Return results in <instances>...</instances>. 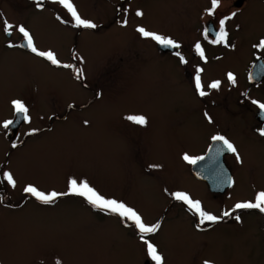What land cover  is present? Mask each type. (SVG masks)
Wrapping results in <instances>:
<instances>
[{
  "label": "rangeland",
  "instance_id": "obj_1",
  "mask_svg": "<svg viewBox=\"0 0 264 264\" xmlns=\"http://www.w3.org/2000/svg\"><path fill=\"white\" fill-rule=\"evenodd\" d=\"M48 1L57 2L51 7L58 12L64 8L58 0ZM30 2L36 1L0 0V129L16 112L13 100L21 101L28 115L18 131L16 147L10 149L5 128L0 133V173L8 171L16 181L15 187L4 178L0 181L2 192L15 204L0 205V264H29L33 260L45 264L55 258L63 264H81L83 259H93L92 255L98 256L101 264H132L129 260H110L112 218L94 216L86 199L75 194L43 204L23 191L27 185L45 193H65L69 180L86 181L105 198L146 214L162 209L161 202L176 189L189 191L211 210L226 209L241 201L254 202L255 194L264 191L261 142L255 145L250 139L229 135L237 149L226 157L234 183L225 198L214 201L191 174L189 160L184 159L185 155L196 159L207 139L199 132L198 119L190 116L189 91L175 82L174 70L158 69L157 64L152 67L150 61L142 63L146 67L122 69L130 64L128 59L136 58L137 46L116 53L127 58L119 63L117 55L109 53L115 40L110 28L102 26L95 35L91 29L84 28L83 32L81 26L63 27L50 19L48 10H37ZM69 2L82 19L92 22L96 18L92 0ZM95 3L105 21L108 1ZM256 8L244 9L242 19L257 16L264 20V3ZM138 11L142 15L134 13L133 25L145 23L155 32L164 28L178 33L180 21L170 29L160 23L168 16L164 7ZM64 14L60 12L62 17ZM239 20L244 34H248L253 21ZM68 21L75 23L71 14ZM5 22L12 25L14 37H6ZM21 26L38 51H51L59 63L68 59L69 50V55L81 63L85 81L101 89L100 97L94 99V91L81 87L70 71L52 67L45 57L21 49L17 41ZM77 31L84 34L78 37L79 47L73 53L70 45ZM7 42L15 45L7 47ZM131 71L124 85V75ZM131 115L144 116L146 124L126 119ZM254 211L259 210L246 209L241 221L226 225L224 233L211 238L208 247L216 251L214 258L229 264H264V240L257 233L262 218ZM171 257L180 255L172 253Z\"/></svg>",
  "mask_w": 264,
  "mask_h": 264
},
{
  "label": "flooded vegetation",
  "instance_id": "obj_2",
  "mask_svg": "<svg viewBox=\"0 0 264 264\" xmlns=\"http://www.w3.org/2000/svg\"><path fill=\"white\" fill-rule=\"evenodd\" d=\"M35 1L30 2L31 7L34 8L35 6L37 10H48L50 19L55 24L75 28V23H69L68 21L70 12L66 8H62L58 12L51 7V3L57 2L45 0L46 5H44L42 0ZM40 1H42L43 6L38 8L37 3ZM95 1L92 0V8L96 10L97 15L92 23L97 27L87 29H91V32L95 35L100 32L102 26L106 29L110 28L111 33L113 31L115 40L110 45L109 53L113 55H117L116 53L123 54L128 51V48L137 46L134 49L138 53L135 56L136 58L132 61L128 59L127 62L130 64L122 69L146 67L147 65L142 63L150 61L152 67L157 64L158 69H173V75L177 78L175 82L185 86L189 91L191 97L190 116L192 115L194 119H198L199 132L207 139L204 151L194 159L195 161L206 153L213 141L212 137L217 135L225 137L232 144L229 135L235 138L250 139L255 145L260 141L259 149L264 150V136L260 135L261 130H264V109L260 108V105L264 104V48L259 47L260 41L264 39V20L257 16H247L246 19H242L244 15L241 16L242 11L246 8H251L252 11L257 10V5L263 4L264 0H219V5L214 10L212 9V0H106L109 8L108 17L105 18L107 21L103 20L100 10L96 9ZM134 3L136 4L134 5ZM56 7L60 8L58 4H56ZM145 7L149 9L157 8L158 10L164 7L168 12V16L160 23L170 29L176 26L177 21H180L178 33L167 31L164 28H162V32H155L149 24H147L149 26L147 27L145 23L133 25L134 13ZM210 11L211 14H209ZM60 12L65 13L63 17ZM233 13H236V15L233 16ZM52 14L54 18L51 16ZM228 17H231V19H228ZM240 18L242 22L244 20L253 21L250 31L246 35ZM221 20L225 21L224 30L227 33V38L225 42L213 43L216 40V34L220 30ZM81 27L84 32L85 27ZM140 27H143L146 31L172 39L179 47L161 46L151 37H144L139 33L137 29ZM4 33L6 35L5 31ZM11 34L13 37L15 36L12 28L9 29V35H6V37L9 38ZM83 34L80 31L75 34V41L70 45L73 53L77 50L78 37H83ZM19 36L18 43L24 39L22 33H19ZM197 43L200 44L204 53L203 58L196 51L195 45ZM6 44L7 47L15 45L14 42H7ZM137 48L141 52H138ZM27 52L33 53L31 50H27ZM136 53L133 52L132 54L135 55ZM177 53L180 55L178 56ZM117 57L119 63H123V59H127L123 55H117ZM181 57H183L184 62L181 61ZM74 58L69 55L68 50V59L65 58L66 60L61 63L52 64L47 58L46 61L52 67L70 71V74L77 79L81 87L94 91L93 97L99 98L102 94L101 89L98 85V88L94 89L95 87H91L90 83L85 81L84 75L81 74L82 65ZM238 63L239 68H237L239 65L236 66ZM65 65H68V67H65ZM197 69L202 70L199 72V77L201 89L206 92L204 96L199 95L196 89ZM229 73L232 74L234 80L230 81L228 79ZM128 75H124V85L128 83L132 71ZM216 81H219V86L210 88L209 85ZM13 118L9 120L11 121ZM26 121L24 120L15 131L3 127L6 130L5 138L10 142V149L13 145H16L15 140L18 131ZM3 129H0L1 134ZM219 144L222 145L221 142ZM221 145H219V148L224 151ZM255 145L250 147L255 149ZM232 154L234 153L228 152L222 155V161L231 175L230 184L222 192L212 191L206 181L196 177L192 172V163L189 167L191 174L203 183L209 196L214 201L225 198L226 191L234 183L232 169L226 162V157ZM2 180L3 177L0 175V181ZM218 181L222 183L225 179L219 178ZM226 181L228 182V179ZM0 187L2 188L1 185ZM1 188L0 205L14 207L15 204L10 202V199L2 192ZM176 192L184 193L193 201H197L189 191L183 192L176 189L167 194L161 202L162 209L150 211L147 214L137 212L144 223L148 225L159 223L161 225L156 233L148 234L146 239L156 247L158 254L162 257V264H204L205 261H209L211 264H229L228 262H222L224 261L222 259L214 258L212 254L216 251L212 252L211 247H208V243L211 238L224 233L226 225L238 223L239 221L235 219L236 216H239L241 221L243 215L246 214V209H238L233 212L234 206H231L226 209L211 210L200 204L203 211L216 216H221L224 211L232 212V215L223 217L215 223L205 222L201 224L197 213L190 210L183 201L174 198L173 193ZM4 198H7V202ZM89 207L96 217L107 216V218H112L114 226L108 240L113 251V257L110 260L113 262L129 260L132 264H155L148 255L147 247L131 221L90 205ZM258 212L254 214L258 218H262V224L259 226L257 233L264 240V213L258 214ZM251 217L254 218L252 215ZM178 223L182 225L179 226ZM170 238H172L171 241ZM172 253H177L180 257L172 258ZM91 258L93 259H83L81 264H101L98 256L92 255ZM179 259H181L180 262ZM177 260L179 263L176 262ZM29 264L44 263L33 260ZM45 264L63 263L55 258Z\"/></svg>",
  "mask_w": 264,
  "mask_h": 264
},
{
  "label": "snow or ice",
  "instance_id": "obj_3",
  "mask_svg": "<svg viewBox=\"0 0 264 264\" xmlns=\"http://www.w3.org/2000/svg\"><path fill=\"white\" fill-rule=\"evenodd\" d=\"M58 3L63 5L64 8L70 12L72 19L75 22V26H83L85 28H95L97 27L92 22L82 19L80 15H78L76 9L73 7V5L69 2V0H58ZM219 5V0H212V9H216ZM211 14V11L210 13ZM137 16L142 15L141 12L136 13ZM233 16L236 15V13L232 14ZM228 19H231V17H228ZM224 24L225 21H220V30L216 34V40L213 41V43H222L225 42L227 38V33L224 30ZM12 28V25L7 24L5 22L4 24V31L9 32V29ZM18 31L23 34L24 37V46L30 49L33 53H36L39 56L46 57L49 61H51L52 64H58L59 61L55 57V55L51 52H43L38 51L37 48L34 46L33 38L29 35L28 31L25 30L24 27H19ZM139 33H141L144 37H151V39L155 40L158 44L164 47H172V48H178L179 45L176 44L172 39L166 38L164 36L146 31L143 27H140L137 29ZM11 46V45H10ZM259 47L264 48V39H262L259 43ZM196 51L200 54V56L203 58L204 53L201 50V46L199 43L195 45ZM179 56L180 54L177 53ZM181 61H183V57H181ZM65 67H68V65H65ZM202 71L201 69H197V76H196V89L199 92V95L204 96L206 95V92H204L201 89V83H200V77L199 72ZM228 79L230 81L234 80L231 73L228 74ZM219 86V81L213 82L209 85L210 88H217ZM255 103V101H253ZM12 104L16 110L17 113L25 114L27 112V109L25 105L19 101V100H13ZM261 109H264V104L260 105ZM24 119L27 120L28 116L24 115ZM129 121H132L133 123L137 125H144L146 124V118L142 115H131L126 117ZM12 121H6L4 123V127L7 128ZM261 136H264V130H261L260 132ZM213 141H219L222 143V148L228 152L236 153L237 149L234 147V145L229 142L225 137L223 136H213ZM13 147H16V145H13ZM185 160H189L190 163H195V160H192L187 155L184 156ZM240 157L237 155V160H239ZM3 175L4 180L11 185L12 187L16 186V181L13 178V175L8 171H3L0 173ZM23 191L27 194H31L33 197H35L39 202L43 204H52L55 202L56 198L63 195H69V194H75L80 197H83L86 199V201L92 205L94 208H97L101 211H106L112 214H116L122 219L131 221L135 228L138 230V233L140 234V238L143 241V243L147 247L148 255L150 256L151 260L155 262V264H162V257L158 254L156 247L149 242L148 239H146V236L148 234L156 233L161 225L159 223L148 225L143 222L141 216L131 207L125 205L123 202H119L115 199H108L105 198L103 195L99 194L96 190H94L92 187L89 186V184L86 181H80L78 182L75 179L69 180L68 182V192L65 193H57L55 191L45 193L43 191L38 190L35 186L27 185L24 187ZM173 196L175 199L183 201L190 210L197 213L200 217V223L203 224L205 222H217L223 217H228L232 215V212L224 211L221 216H216L210 213H207L202 210L200 202L199 201H193L189 198L188 195L176 192L173 193ZM238 209H257L261 213H264V191H261L259 193L255 194V200L254 202H238L234 205L233 212ZM235 219L237 221H240V217L236 216ZM204 264H211L209 261H205Z\"/></svg>",
  "mask_w": 264,
  "mask_h": 264
},
{
  "label": "water",
  "instance_id": "obj_4",
  "mask_svg": "<svg viewBox=\"0 0 264 264\" xmlns=\"http://www.w3.org/2000/svg\"><path fill=\"white\" fill-rule=\"evenodd\" d=\"M42 6V2H39L37 5L38 8ZM6 35H9V32H6ZM24 43L25 41L23 40L19 46L28 50V48L24 46ZM24 115L26 114L15 112L14 118L11 120L12 123L7 128L11 131L17 130L20 124L25 120ZM219 145L221 144H219L218 141H212L206 153L191 165V170L195 176L206 181L209 188L215 192H222L230 184L231 179L230 172L222 161V155L228 153V151L224 149V151H221ZM219 178H224L225 181L221 183L218 181ZM226 179H228V182Z\"/></svg>",
  "mask_w": 264,
  "mask_h": 264
}]
</instances>
